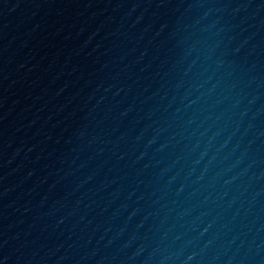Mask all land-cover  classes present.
Masks as SVG:
<instances>
[{
	"label": "water",
	"instance_id": "obj_1",
	"mask_svg": "<svg viewBox=\"0 0 264 264\" xmlns=\"http://www.w3.org/2000/svg\"><path fill=\"white\" fill-rule=\"evenodd\" d=\"M0 264H264V0H0Z\"/></svg>",
	"mask_w": 264,
	"mask_h": 264
}]
</instances>
